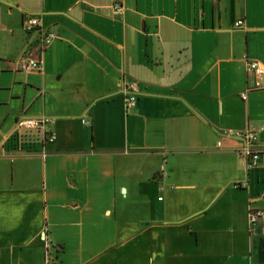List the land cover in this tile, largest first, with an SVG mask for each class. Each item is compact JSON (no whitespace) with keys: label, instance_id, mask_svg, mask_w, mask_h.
I'll list each match as a JSON object with an SVG mask.
<instances>
[{"label":"crops","instance_id":"1","mask_svg":"<svg viewBox=\"0 0 264 264\" xmlns=\"http://www.w3.org/2000/svg\"><path fill=\"white\" fill-rule=\"evenodd\" d=\"M29 12L56 33L34 70ZM250 60L264 65V0H0V264H264ZM25 117L56 139L29 129L38 149H7ZM248 128L251 167L233 134Z\"/></svg>","mask_w":264,"mask_h":264},{"label":"built area","instance_id":"2","mask_svg":"<svg viewBox=\"0 0 264 264\" xmlns=\"http://www.w3.org/2000/svg\"><path fill=\"white\" fill-rule=\"evenodd\" d=\"M112 7L115 12H119L123 5L121 2H113ZM244 23L242 18L235 21L236 26H241ZM23 26L27 31L39 30L41 32V37L37 44L35 45L37 54L32 55L27 53L25 59L20 62V68L24 70H34L41 68V54L46 49V47L55 39L56 33L52 29H46L41 23L40 17L29 12L24 21ZM247 71L253 73L255 76L254 84L251 87H247L242 93L241 97L243 99L247 98L248 91L252 88L264 87V65L257 60H250L247 64ZM123 90L127 100V108L133 107L139 98V88L136 80L126 81L123 83ZM51 120L50 117L34 118L25 117L17 122V125L26 129H42L44 132L43 139L54 141L56 139V134L54 132H48L45 130V125ZM264 126V125H263ZM233 134L241 138L244 142V147L242 148V154L248 159V167L256 166L260 160V151L255 147V141L258 138L257 131L254 129H238L234 130ZM264 219V210L262 209H251L250 210V220L251 223L255 224L259 220Z\"/></svg>","mask_w":264,"mask_h":264},{"label":"trees","instance_id":"3","mask_svg":"<svg viewBox=\"0 0 264 264\" xmlns=\"http://www.w3.org/2000/svg\"><path fill=\"white\" fill-rule=\"evenodd\" d=\"M37 133V132H35ZM39 134H34L32 131L26 130L22 134L18 135L13 133L5 142L7 149L25 148L28 150L38 149L39 146Z\"/></svg>","mask_w":264,"mask_h":264},{"label":"rangeland","instance_id":"4","mask_svg":"<svg viewBox=\"0 0 264 264\" xmlns=\"http://www.w3.org/2000/svg\"><path fill=\"white\" fill-rule=\"evenodd\" d=\"M1 155H4V154L3 153H0V156ZM8 165H10V162L9 161H8ZM76 228H77V226H76ZM66 243H67V248L68 249H73V248L77 247L80 242H78V241H67ZM53 248L56 249L55 246H53Z\"/></svg>","mask_w":264,"mask_h":264}]
</instances>
